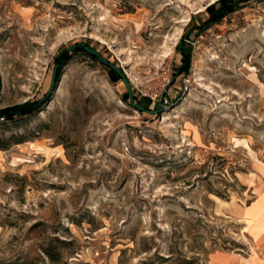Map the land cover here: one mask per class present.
Masks as SVG:
<instances>
[{"label":"rangeland","instance_id":"374dc122","mask_svg":"<svg viewBox=\"0 0 264 264\" xmlns=\"http://www.w3.org/2000/svg\"><path fill=\"white\" fill-rule=\"evenodd\" d=\"M218 1L0 0V110L43 104L0 119V264H264V0Z\"/></svg>","mask_w":264,"mask_h":264},{"label":"trees","instance_id":"16d2710c","mask_svg":"<svg viewBox=\"0 0 264 264\" xmlns=\"http://www.w3.org/2000/svg\"><path fill=\"white\" fill-rule=\"evenodd\" d=\"M247 1L248 0H219L216 6L213 5V6H210L207 8L208 18L205 22H203L201 24L199 29H207L208 27H210V25L220 22L225 17H227L229 14L233 13L239 4L247 2ZM185 40L188 41V35L187 34L184 35V37L178 43V46H177V50H178V52H180V54L182 56V65L178 68V72H184V73H186L188 71L189 60H190V47L185 44V42H184ZM82 50H84V52H89L86 47H83ZM89 56H91L94 59L98 58L97 56H95L91 52L89 53ZM63 57H64V54L61 55L57 59V62H56V64H57V78H58L59 73L61 72V68H62L59 61H61L63 59ZM98 60L100 61L99 58H98ZM104 65H106V64H104ZM106 66H108V65H106ZM110 73L113 76L112 79L114 81L119 80V79L122 80V78L125 77L121 71H120L121 74H119L114 69H111V68H110ZM127 96H128V98H130L129 94H127ZM145 100L148 102L147 105L141 106V104L137 103L136 105H134V107L136 109H138L139 111H149L148 109H149L150 100L149 99H145ZM41 102H37V103L26 102L25 104H22L20 106H14V107H8V108L1 109L0 110V119L2 118L3 120L12 121L15 117H23V116L31 115V114L37 112L42 107L43 104H41ZM0 147H2V146H0Z\"/></svg>","mask_w":264,"mask_h":264},{"label":"water","instance_id":"95a60500","mask_svg":"<svg viewBox=\"0 0 264 264\" xmlns=\"http://www.w3.org/2000/svg\"><path fill=\"white\" fill-rule=\"evenodd\" d=\"M87 50H88V49H87ZM88 51L91 52L92 54H94L95 56H97L103 64L108 65L111 69H114L117 73L121 74L120 71H119L118 69H116L114 66H111L110 64H108V63H107L103 58H101L98 54H96L95 52L90 51V50H88ZM54 81H55V73H54V76H53L52 84H54ZM122 81H123V83L125 84L126 89L129 90V84H128V82H127V80H126L125 77L122 78ZM130 100H131V102H132V98H131V97H130ZM146 112H150V111H146Z\"/></svg>","mask_w":264,"mask_h":264},{"label":"crops","instance_id":"0c3cea01","mask_svg":"<svg viewBox=\"0 0 264 264\" xmlns=\"http://www.w3.org/2000/svg\"><path fill=\"white\" fill-rule=\"evenodd\" d=\"M215 262L217 264H236V261L229 260V262H227V261L224 260V257H221V256L215 257ZM244 262L247 263V264H254L253 261H249L248 259L247 260H244Z\"/></svg>","mask_w":264,"mask_h":264},{"label":"built area","instance_id":"2783aa9c","mask_svg":"<svg viewBox=\"0 0 264 264\" xmlns=\"http://www.w3.org/2000/svg\"><path fill=\"white\" fill-rule=\"evenodd\" d=\"M143 96L144 97H149L152 100V102L155 100V97H156V96H154V97L153 96H149V95H146V94H143Z\"/></svg>","mask_w":264,"mask_h":264}]
</instances>
